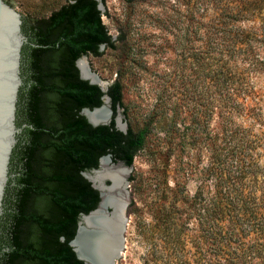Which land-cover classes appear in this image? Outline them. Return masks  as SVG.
I'll return each mask as SVG.
<instances>
[{
    "label": "trees",
    "instance_id": "obj_1",
    "mask_svg": "<svg viewBox=\"0 0 264 264\" xmlns=\"http://www.w3.org/2000/svg\"><path fill=\"white\" fill-rule=\"evenodd\" d=\"M22 19L21 131L0 216V264H86L68 244L78 214L99 200L82 171L107 154L130 166L148 127L115 126L119 80L103 92L79 77V57L113 45L96 0H68L46 17ZM203 38L194 64L213 118L205 137L198 134L208 184L190 202L177 192L176 215L165 213L169 248L179 264H190L189 244L195 264H264V0H224ZM103 95L111 122L92 126L80 110L100 106Z\"/></svg>",
    "mask_w": 264,
    "mask_h": 264
},
{
    "label": "rangeland",
    "instance_id": "obj_2",
    "mask_svg": "<svg viewBox=\"0 0 264 264\" xmlns=\"http://www.w3.org/2000/svg\"><path fill=\"white\" fill-rule=\"evenodd\" d=\"M3 1L30 20L48 16L68 0ZM223 3L99 0L113 45L100 46L98 54H85L80 60L107 86L121 82L117 126L134 131L148 127L126 178L124 248L115 264H179L169 248L165 213L176 215L179 190L183 188L184 200L190 202L198 186L208 184L201 170L208 152L198 134L205 137L213 118L208 115V92L197 78L194 54L206 41L210 19ZM189 247L185 258L195 264V250Z\"/></svg>",
    "mask_w": 264,
    "mask_h": 264
},
{
    "label": "water",
    "instance_id": "obj_3",
    "mask_svg": "<svg viewBox=\"0 0 264 264\" xmlns=\"http://www.w3.org/2000/svg\"><path fill=\"white\" fill-rule=\"evenodd\" d=\"M96 1L99 8V0ZM22 23V16L6 2L0 0V216L3 214V201L6 194V187L8 185L9 178L13 176L9 170L11 154L18 140L17 136L21 131V127L17 126L16 124V112L19 91L23 84V77L21 75V49L22 46L28 41L26 34L22 30ZM79 60L80 57L75 62L79 77L81 79L87 80L91 84L98 85L101 91L106 92L108 84H105V87L103 88L100 84L82 75L78 63ZM103 96H106V100L110 103L109 96ZM100 106L93 108L83 107L80 110V113L92 126L105 125L111 122L112 110L110 108V104H108L109 116L107 119L92 120L87 116L86 112L94 111ZM117 120L118 118L116 119L114 117V121ZM115 126L117 129L123 132L126 131V129L120 128L116 124ZM102 157H107L108 162L111 161V165L109 167L119 166L127 169L126 176L123 177L124 184L122 186V190L119 191L122 195L120 197L121 204L118 209H114L111 203H104L105 196L103 197V193L114 192L112 179L109 177L101 179V183L105 187V190L101 191L94 185L93 180L89 177V175H93L96 170L100 169V159ZM129 172L130 166L124 165L122 162H112L110 155H103L99 157L97 168L82 171V175L90 182L91 186L98 191L100 198L97 206L94 209L87 213H80L77 222L76 233L69 241V244L72 246L77 258L86 264H98L101 262L97 253H95L90 248L93 239L98 234H100L101 237H109L113 234L115 237V243L112 246L110 252L107 253V258L104 264H115L116 259L121 256V251L124 248V233L127 222L126 208L128 204V189L126 178ZM96 216L109 220V222H111L114 217H117L118 225L116 229L113 231L109 224H93L94 217ZM87 219H91L93 222L88 223ZM80 233L85 235V238L89 244V246L86 247L85 253L83 254H80L74 245V241ZM103 234L105 235L103 236Z\"/></svg>",
    "mask_w": 264,
    "mask_h": 264
},
{
    "label": "bare ground",
    "instance_id": "obj_4",
    "mask_svg": "<svg viewBox=\"0 0 264 264\" xmlns=\"http://www.w3.org/2000/svg\"><path fill=\"white\" fill-rule=\"evenodd\" d=\"M79 63V67L81 69L82 75L98 84H100L103 88L105 87V84L91 71L88 70V68L86 67V65L84 64V62L82 60L78 61ZM104 100L102 105L98 108L95 109L94 111H90V112H86L87 116L92 119V120H100V119H107L109 116V109H108V101L106 100V96H103ZM120 128H123L122 126L118 125ZM100 166H102V169H98L96 170L94 173V177L92 175H89V177L93 180L94 185L97 186L101 191L105 190V187L103 186V184L101 183V179L105 178V177H109L112 179L113 182V187L115 190V193L113 195L110 196H105V194L108 195L107 193H103V197H104V203L108 202L111 203L112 206L114 207V209H118V207L120 206V202H121V192H119L120 190H122V186L124 184L123 181V177L126 176L127 173V169L119 167V166H115V167H109L110 163L108 162V158L107 157H102L100 159ZM88 176V175H87ZM117 191V192H116ZM88 223H92L95 224V222L98 223H102L101 225H110V227L113 229V231L116 229L117 227V217H114V219L111 220V222H109V220L104 219L103 221H101L102 219H100L99 217H94V220L91 221V219H87ZM97 225V224H96ZM105 234H103L104 236ZM76 246H77V250L78 252H80V254L85 253L84 250V235H82L81 233L79 234V237L76 240ZM115 243V237L112 234L111 236H104L101 237L100 234H98L97 236H95V242H94V246L92 245V250L97 253L99 259L101 260L100 263L98 264H104L107 258V253L110 252V250L112 249V246Z\"/></svg>",
    "mask_w": 264,
    "mask_h": 264
},
{
    "label": "flooded vegetation",
    "instance_id": "obj_5",
    "mask_svg": "<svg viewBox=\"0 0 264 264\" xmlns=\"http://www.w3.org/2000/svg\"><path fill=\"white\" fill-rule=\"evenodd\" d=\"M76 62V61H75ZM76 65V64H75ZM19 127H21V126H19ZM17 138H18V136H17ZM107 155H109V154H107ZM111 158V157H110ZM118 162H120V161H118ZM110 163V162H109ZM123 163V162H122ZM124 164V163H123ZM125 165V164H124ZM13 174V173H12ZM92 187V186H91ZM97 187V186H96ZM92 188H94V187H92ZM98 188V187H97ZM95 189V188H94ZM96 190V189H95ZM97 191V190H96ZM117 192V191H116ZM115 193V190H114V192H111V193H108V195L107 194H105V197L106 196H110V195H113ZM97 195H98V198H99V193H98V191H97ZM99 200H100V198H99ZM99 200L97 201V204H98V202H99ZM97 204L95 205V207L97 206ZM5 207V206H4ZM94 207V208H95ZM93 208V209H94ZM3 211H4V209H3ZM79 215H80V213L78 214V216H77V221H76V224H75V230H74V234H73V237H74V235H75V233H76V228H77V222H78V219H79ZM100 219H102L101 221H103L104 220V218H102V217H99ZM95 224H97V225H101L102 223H98V222H95ZM82 235H84V234H82ZM72 237V238H73ZM78 237H79V235H78ZM77 237V238H78ZM71 238V239H72ZM77 238H76V240H77ZM70 239V240H71ZM69 240V241H70ZM76 240L74 241V245H75V247H76V249H77V246H76ZM90 242H91V239H90ZM94 242H95V238L93 239V241H92V245L94 244ZM68 244H69V242H68ZM70 245V244H69ZM92 245H90V248L92 249ZM89 246V244H88V241H87V239L85 238V235H84V250L86 251V247H88ZM94 246V245H93ZM71 248H72V246H71ZM72 250H73V248H72ZM74 251V250H73ZM78 251V250H77ZM80 253V252H79ZM74 254H75V252H74ZM75 256H76V254H75ZM76 258H77V256H76ZM79 259V258H78ZM80 260V259H79ZM82 261V260H81Z\"/></svg>",
    "mask_w": 264,
    "mask_h": 264
}]
</instances>
